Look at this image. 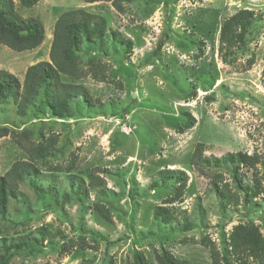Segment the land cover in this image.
Here are the masks:
<instances>
[{
	"label": "rangeland",
	"instance_id": "1",
	"mask_svg": "<svg viewBox=\"0 0 264 264\" xmlns=\"http://www.w3.org/2000/svg\"><path fill=\"white\" fill-rule=\"evenodd\" d=\"M16 8L42 21L45 38L21 52L0 44V68L22 81L29 65L49 59L58 16L84 8L104 16L107 31L101 41L82 38L75 55L85 68L90 61L107 65L114 82L62 76L83 84L91 95L89 101L74 97L64 118L50 112L41 93L22 115L11 99L0 106V125L13 133H26L35 145L57 138L53 153L37 163L42 173L23 179L19 195L9 199L0 217L5 245L0 252L9 264H126L134 251L148 264H158L155 254L163 249L188 264H211L209 249L198 242L202 237L221 249L238 224H252L264 235L262 163L255 167L262 185L258 194L252 188L253 168L240 167L242 183L250 187L244 200L230 165L202 174L189 161L198 142L205 144V156L264 155V0H132L124 2L123 12L109 1L39 0L31 7L16 1ZM241 9L252 10L253 21L244 43L227 54L219 38L221 24ZM112 30L132 40L130 51ZM200 41L202 54L195 57ZM184 111L196 122L178 133ZM72 154L77 155L72 172L49 170L67 166ZM26 158L14 135L0 138V175ZM165 168L185 171L182 202L163 203L175 186ZM213 171H220L238 194V204L220 201L210 186ZM91 173L103 177L105 185L88 187ZM80 181L86 190L78 189ZM96 201L108 207L111 221L93 210ZM160 205H172L173 221L154 218ZM81 240L95 248H79ZM18 242L25 244L9 246Z\"/></svg>",
	"mask_w": 264,
	"mask_h": 264
},
{
	"label": "trees",
	"instance_id": "2",
	"mask_svg": "<svg viewBox=\"0 0 264 264\" xmlns=\"http://www.w3.org/2000/svg\"><path fill=\"white\" fill-rule=\"evenodd\" d=\"M16 1L21 6L31 7L39 0H0V44L9 47L12 50L21 52L32 50L43 42L45 38V28L42 21L35 17H24L17 11ZM87 3L97 1H109L118 11H124V2L132 0H82ZM254 17L252 10L241 9L233 15L226 18L220 28V42L226 49L227 54L233 53L235 46L244 43L245 34L251 25ZM107 31V23L104 16L90 12L84 8H73L62 12L54 22L52 40L49 48V59L38 61L29 65L21 81L12 72L0 68V106L11 99L17 107V113L22 115L27 107L32 104L35 98L41 93L44 103L49 107L50 112L60 118L68 116L69 103L74 97L82 96L87 101L90 100V92L80 83H74L63 80L62 76H68L75 79L90 76L97 82L113 83L108 77L107 65L100 61H90L88 67H82L75 52L81 44V39L92 40L97 38L102 40ZM113 36L123 42L126 50L132 48V40L125 38L119 31L112 30ZM203 43L198 45L199 53L202 54ZM160 43L152 52V57L158 55ZM252 61V60H250ZM185 120L176 127L178 133H183L193 127L196 120L189 111H184ZM11 134L15 136L17 144L27 152V158L14 161L6 172L0 175V217L4 216L8 210L10 198H16L19 195V185L28 176H39L42 171L37 163L45 160L56 149L57 138L55 136L46 138L43 142L34 144L26 133H13L6 125H0V138ZM23 136L27 138L23 143ZM206 146L203 142H198L190 156V165L202 174H206L205 169H220L223 165H230L231 175L234 187L243 193L244 200H248L250 187L242 183L240 176V167L253 168V190L255 194L262 191L261 177L256 170V165H264V155L256 152L247 154L246 152L236 151L227 152L221 157L205 156ZM77 155L72 154L70 163L67 166H50L51 172H72L75 168ZM168 178L175 183L172 195L166 197L165 204L182 202L187 187L188 177L185 171L181 169L165 168L162 171ZM210 186L218 195L220 201L224 204H238V194L234 193L227 181H223L220 171L211 172ZM105 185V179L98 174L91 173L88 187L97 188ZM78 189H87L83 181L78 183ZM81 199V197H80ZM93 210L101 215L107 221L112 220L108 207L99 202L93 203ZM154 218L160 219L163 223H170L175 218L172 205L157 206L154 211ZM39 232L44 235L45 229ZM190 241L194 242L193 239ZM221 249H218L214 242L207 236L202 237L198 242L209 249L211 264H248L249 261H255L264 264V235L259 229L252 225H236L230 233L228 239H223ZM185 242V241H183ZM25 242H18L16 245L20 248ZM5 246L0 241L1 248ZM72 246V244H71ZM95 248L93 244L85 241L79 242V248ZM5 248H8L7 246ZM64 248V247H63ZM7 250V249H6ZM158 264H188L186 261L173 256L166 250L155 254ZM109 264H114L109 260ZM0 264H9L4 253L0 252ZM126 264H148L144 255L139 251H134L132 259Z\"/></svg>",
	"mask_w": 264,
	"mask_h": 264
}]
</instances>
